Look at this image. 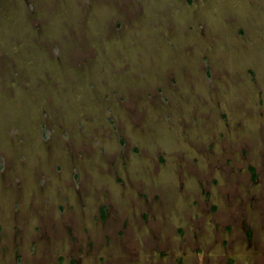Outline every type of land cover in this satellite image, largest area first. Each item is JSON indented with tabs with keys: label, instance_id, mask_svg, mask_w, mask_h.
<instances>
[{
	"label": "rangeland",
	"instance_id": "obj_1",
	"mask_svg": "<svg viewBox=\"0 0 264 264\" xmlns=\"http://www.w3.org/2000/svg\"><path fill=\"white\" fill-rule=\"evenodd\" d=\"M0 264H264V0H0Z\"/></svg>",
	"mask_w": 264,
	"mask_h": 264
},
{
	"label": "trees",
	"instance_id": "obj_2",
	"mask_svg": "<svg viewBox=\"0 0 264 264\" xmlns=\"http://www.w3.org/2000/svg\"><path fill=\"white\" fill-rule=\"evenodd\" d=\"M253 174H254V172H253ZM101 214H102V216H105V212L104 211H102Z\"/></svg>",
	"mask_w": 264,
	"mask_h": 264
}]
</instances>
